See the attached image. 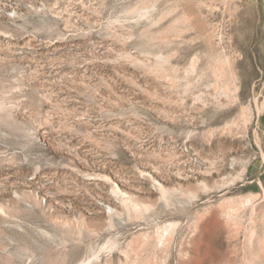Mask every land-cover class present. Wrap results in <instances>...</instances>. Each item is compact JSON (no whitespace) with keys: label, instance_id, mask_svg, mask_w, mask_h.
Instances as JSON below:
<instances>
[{"label":"rangeland","instance_id":"rangeland-1","mask_svg":"<svg viewBox=\"0 0 264 264\" xmlns=\"http://www.w3.org/2000/svg\"><path fill=\"white\" fill-rule=\"evenodd\" d=\"M0 208V264H264V0H0Z\"/></svg>","mask_w":264,"mask_h":264},{"label":"bare ground","instance_id":"bare-ground-1","mask_svg":"<svg viewBox=\"0 0 264 264\" xmlns=\"http://www.w3.org/2000/svg\"><path fill=\"white\" fill-rule=\"evenodd\" d=\"M125 194V193H124ZM1 209V208H0Z\"/></svg>","mask_w":264,"mask_h":264}]
</instances>
